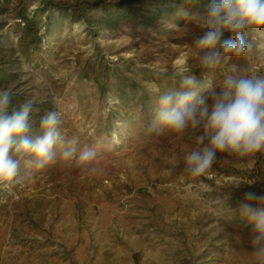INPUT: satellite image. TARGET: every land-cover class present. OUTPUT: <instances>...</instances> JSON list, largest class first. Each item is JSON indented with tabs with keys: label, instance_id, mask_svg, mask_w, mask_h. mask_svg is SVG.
I'll use <instances>...</instances> for the list:
<instances>
[{
	"label": "rangeland",
	"instance_id": "rangeland-1",
	"mask_svg": "<svg viewBox=\"0 0 264 264\" xmlns=\"http://www.w3.org/2000/svg\"><path fill=\"white\" fill-rule=\"evenodd\" d=\"M20 1L0 0V34L14 61V76L3 89L11 85L20 93L16 102L32 99L38 118L58 111L62 135L78 139V153L94 149L96 158L88 164L64 161L57 150L54 163L37 169L25 163L34 159L29 155L14 181L0 182V264H252V225L238 209L246 192H264V152L244 159L218 153L212 168L193 179L183 163L197 147L191 130L158 133L142 124L128 127L121 118L127 112L137 123L148 122L147 114L140 118L141 93L148 96L146 106L156 109L154 88L178 87L174 73L181 65L189 69L186 75L213 87L232 64L264 75V35H246L252 47L245 56L207 70L195 54L197 17L183 13L202 11L209 0H182L176 19L114 36L98 29L100 35L91 37L83 22H63L50 34L41 27L32 44L16 12L26 6L31 16L43 0ZM51 1L85 18L100 12L97 0ZM230 38L225 32L223 39ZM2 62L9 65L6 58Z\"/></svg>",
	"mask_w": 264,
	"mask_h": 264
},
{
	"label": "clouds",
	"instance_id": "clouds-1",
	"mask_svg": "<svg viewBox=\"0 0 264 264\" xmlns=\"http://www.w3.org/2000/svg\"><path fill=\"white\" fill-rule=\"evenodd\" d=\"M183 14L197 17L201 34L194 39L198 50L195 54L202 69L215 70L233 57L245 56L252 47L246 35H264V0H209L206 9L195 13L186 10ZM186 30L190 34L191 30ZM225 32L231 33L230 39H223ZM188 71L186 65H181L174 73L180 77L178 87L164 91L154 88L157 99L153 126L158 133L168 130L183 135L191 130L197 147L184 157L188 175L193 179L204 176L217 161L218 153L244 159L264 152V75L254 67L232 64L213 87L195 75H186ZM205 87L210 88L208 95L200 96ZM11 88L0 90V181H14L21 160L29 155L34 159L25 163L37 169L54 163L57 150L64 161L88 164L95 160L94 149L78 153V139L62 135L58 111L42 115L39 127L43 135L30 137L34 101H14L13 96L20 93ZM157 124L162 127L157 128ZM172 162L176 163L175 158ZM244 197L238 211L252 225V264H264V192L248 191Z\"/></svg>",
	"mask_w": 264,
	"mask_h": 264
},
{
	"label": "trees",
	"instance_id": "trees-1",
	"mask_svg": "<svg viewBox=\"0 0 264 264\" xmlns=\"http://www.w3.org/2000/svg\"><path fill=\"white\" fill-rule=\"evenodd\" d=\"M17 1H19V3L21 2L20 0ZM181 3L182 0H115L110 3H105L104 0H97L95 5L98 4L97 8L100 9V12L96 18L90 19L85 18L83 12L78 13L69 7L56 4L51 0H43L42 7L35 11L31 16L26 13V6L20 7L18 12H16V15L23 24V34L26 36L29 35V41L32 44L40 40V38H37L36 36V31L39 30V28L44 27L46 33L50 34L54 31L55 27L60 28L63 22H68L69 26L83 22L85 25V32L89 33L91 37H97L100 35L98 29L105 31L112 36L118 35L127 28L147 29L153 27L159 22L176 19L178 15H180ZM4 13V8L0 6V15ZM43 17L44 21H42ZM4 27L5 23H0V31ZM101 35L104 36V34ZM7 42L8 39L6 35L2 36V34H0V90H2L6 86L8 80L14 76V73H12V65L14 64L13 52L11 48H7ZM4 58L7 59L6 63L9 64L7 67H5L2 62V59ZM116 84L125 86L120 80H117ZM104 86H106V82L103 80L99 87L100 89H103ZM118 89L120 93L123 88L118 86ZM145 95L146 94L142 92L141 97H139L144 112L140 118L143 120V116L147 114L149 121H141L140 123H137L133 119L132 114L126 112L121 120L127 123L128 127L134 128V125L137 124L139 126L142 124V128L147 129L150 126L153 127L155 124L156 109H150L151 107L146 106L148 96ZM120 99L126 101L125 94L122 92L120 94ZM13 100L16 101L15 96H13ZM49 106L50 104L46 103H40L37 105V107L41 109H50ZM108 117L110 119L111 114H108ZM39 119L40 118H38L33 112L31 117V129L28 133L33 139L37 136L43 135V131L39 127ZM136 119H139V117L136 116ZM107 124L109 125V120L107 121ZM156 126L162 127L158 124ZM106 127L109 129L107 125ZM107 131H110V129Z\"/></svg>",
	"mask_w": 264,
	"mask_h": 264
}]
</instances>
